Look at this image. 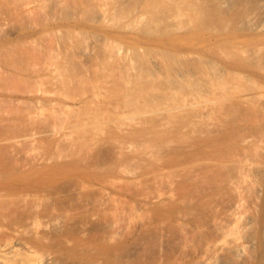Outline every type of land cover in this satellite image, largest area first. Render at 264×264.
I'll return each mask as SVG.
<instances>
[{"label": "bare ground", "instance_id": "6f19581e", "mask_svg": "<svg viewBox=\"0 0 264 264\" xmlns=\"http://www.w3.org/2000/svg\"><path fill=\"white\" fill-rule=\"evenodd\" d=\"M0 264H264V0H0Z\"/></svg>", "mask_w": 264, "mask_h": 264}]
</instances>
